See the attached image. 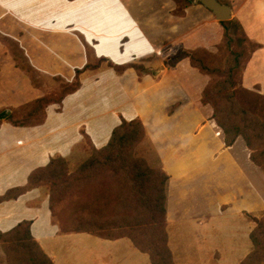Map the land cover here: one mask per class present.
<instances>
[{
    "label": "crops",
    "instance_id": "crops-1",
    "mask_svg": "<svg viewBox=\"0 0 264 264\" xmlns=\"http://www.w3.org/2000/svg\"><path fill=\"white\" fill-rule=\"evenodd\" d=\"M218 1L232 8L233 19L257 45L242 71L241 85L257 88L264 96V0ZM175 7L174 0H0V34L13 38L29 65L44 76L72 80L76 69L88 63L90 45L94 57L117 63L132 56L151 58L145 65L156 70L155 50L163 43L194 31V42L211 45L223 32L203 5H187L181 17L171 14ZM125 38L122 53L119 47ZM22 69L0 38V111H7L5 117L45 93ZM128 70L124 78L104 66L83 72L81 88L64 98L60 112L50 105L39 124L16 127L3 120L0 196L26 185L29 174L51 158L85 159L82 129L92 145L101 148L120 123L119 115L126 120L139 117L159 166L169 176L166 221L175 264H241L251 250L254 218L264 213V190L251 175L256 166L244 140L238 137L226 146L210 116L202 117L187 104L168 113L174 103L186 99L178 86L166 90L161 84L154 89L147 81L148 87L142 86L135 97L132 83L136 75ZM105 75L110 79L108 85L123 90L127 97V105L109 110L107 126L104 103L92 113L83 108L88 89L106 88ZM149 86L155 99L149 98ZM149 105L152 112L146 121L144 111L149 112ZM164 106L168 107L166 113ZM25 220L31 221L33 237L54 264H151L149 256L126 237L109 240L61 231L49 210V193L44 187L0 203L1 232ZM0 264H8L1 247Z\"/></svg>",
    "mask_w": 264,
    "mask_h": 264
},
{
    "label": "trees",
    "instance_id": "trees-1",
    "mask_svg": "<svg viewBox=\"0 0 264 264\" xmlns=\"http://www.w3.org/2000/svg\"><path fill=\"white\" fill-rule=\"evenodd\" d=\"M186 2L183 10L191 4V0ZM230 21L239 24L235 19ZM220 23L223 26L225 22L221 21ZM0 38L10 44L9 37H3L0 34ZM13 43L15 42L13 41ZM19 50L23 55L22 50L20 48ZM187 56H189L187 53H182L179 59ZM16 58L18 60H15L19 62V58ZM23 58L27 62L24 55ZM99 59L100 63L96 66L87 63L82 69H76L74 83L69 86L65 85L66 92L57 100L45 95L34 100L26 112L12 111L5 117L7 111H0V125L3 120L16 127L43 122L48 106L53 104L61 106L66 96L80 89L79 77L83 72L96 70L102 62L106 61V58ZM238 66L240 65L237 63L235 67ZM27 67V69L23 67L26 73L39 74L28 62ZM129 67H134V65L131 64L124 70ZM233 73V70L228 71L225 79L215 87L216 96L225 99V103L233 101V98L229 100L227 95L230 91L228 89L235 85ZM241 76L240 69V84ZM33 85L38 87L35 83ZM202 100L203 102L206 100V93L202 95ZM236 106L228 107L227 112L233 118L239 116V113L234 111ZM212 119L223 132L226 146H231L238 137H242L247 148L252 151L251 162L255 165L264 163V149L258 156L256 154L258 148H255L254 145L255 141L264 143V115L261 120L244 118L227 122L215 108ZM147 140L148 135L140 119L126 120L122 118L120 123L113 128L106 145L101 148L93 146L89 157L79 164L72 178L64 182V187L71 193L78 196L88 191L89 196L85 201L77 204L72 229L63 232H84L109 240L126 237L135 248L149 256L151 264H175L168 246L166 221L169 176L161 167L153 168L144 156L138 154V147ZM103 170H105V174L108 173V184L100 179ZM66 171L67 161L65 158L60 156L51 158L45 166L36 168L29 174L26 185L10 188L1 195L0 203L17 199L27 191L41 187L43 184L37 183L41 174H48L54 180H59L67 173ZM54 185L51 183L49 192V210L53 217L59 201L57 191L52 188ZM254 221L256 225L250 233L253 249L241 264H258L264 258V244L260 236V233L264 235V223L256 219ZM123 225L127 231L116 233L117 229ZM30 227L31 221L25 220L7 232L0 231V246L6 255L7 263L54 264L33 237ZM102 231L107 232L103 233Z\"/></svg>",
    "mask_w": 264,
    "mask_h": 264
},
{
    "label": "rangeland",
    "instance_id": "rangeland-1",
    "mask_svg": "<svg viewBox=\"0 0 264 264\" xmlns=\"http://www.w3.org/2000/svg\"><path fill=\"white\" fill-rule=\"evenodd\" d=\"M186 1L187 0H174L176 7L171 10V14L178 17L183 16L185 12L183 8L187 3ZM192 3L193 0H191V4ZM14 21L16 22L17 20L15 19ZM218 22L219 24H221L220 21ZM223 22L226 23H224L223 26L221 25L223 32L221 33L217 41L211 45H209L208 43L194 42L192 38L194 34L197 33L194 31L191 32L192 35H187L186 37H181L180 39H174V41L165 42L160 45L155 50L157 62L156 70H151L145 65V63L151 60V58L138 59L135 56H132V58H128L127 61H124L122 63H117L112 59H108L107 57H101L106 58V61L102 62L99 68H101V66H104L106 67L108 72L114 71L117 75H121L122 78H124V75L128 69V71H132L136 75L132 83V93L135 95V97L138 96L137 92H139V90L140 92H142L143 87H148V85L145 84L147 81L154 87V89L157 86H161V84V88L166 90H168V88L170 87L178 86L186 93V99L174 103L168 113H173V111L180 105L187 104L188 109H191V111L196 112L202 117L204 115L210 116L211 119L214 113V109L216 108V110L219 112V115L227 122H231L233 120L238 121L244 118H258L261 120L262 116L264 115V96L259 93L257 88L246 89L239 82L240 69L241 71H243L247 60L249 59L253 50L256 49L257 45L246 37L239 24L230 20ZM1 36L6 37L2 34ZM9 39L11 40L10 44H7V42L5 43L8 45L15 59H17L16 57L19 58V65L22 68L24 67L25 69H27L28 60L26 62L23 58V55L19 50V44L11 37H9ZM13 41L15 43H13ZM124 41H126V38L123 39L122 44L119 47V50L122 53L124 51ZM182 53H187L189 56L179 59V56H181ZM92 54L93 47L90 45L88 63H90L91 66H96L100 63V59L94 57ZM237 63L240 66L236 68L235 65ZM131 64H133L134 67H129L128 69L124 70L125 67ZM232 70L234 72L233 78L235 81V85L232 86V88L228 89L230 91L227 90L228 99L231 100L230 98H233V101H230L232 102L230 104V102L225 103V99L216 96L215 87L225 79V76L228 71ZM28 76L30 77L32 84L35 83L38 85L37 88H42L45 90L43 96L47 95L53 100H57L58 98H60V96L63 95L67 90L65 85H71L76 79V77L74 76L72 80L66 81L61 76H44L42 74L36 73H28ZM80 77L79 80L81 82ZM105 77L107 78V82L105 83L106 88L98 89L96 91L88 89V93L84 95L85 102L83 103V108L89 109V113H92L95 110L98 111V109H102L104 103L106 111L105 125L107 126L110 123L111 117V115L109 114V110L111 108H114V106L122 107L127 105V97L125 96L123 90H120L114 85L109 86L108 84L110 83V79L108 80L107 75H105ZM128 82L130 83L129 80ZM150 89L151 88L149 86V98L153 99L154 95H152V93L150 94ZM180 89L174 92H180ZM128 93L129 92H127V94ZM156 93H160L161 95H168L171 93V91L168 93L156 91ZM204 93H206V100L203 102L202 95ZM32 103H34V101L27 103L28 106L23 105L21 106V108L14 109L12 111L26 112L31 107ZM98 103H101V105ZM129 103H134L133 97L129 98ZM53 105L57 106L55 107V111L60 112L62 110L63 104L61 106H58L57 104ZM231 105H237L234 108V111L236 113H239L238 117L233 118L228 114V107ZM163 110L166 113L168 111V107L164 106ZM12 111H10L8 115H10ZM144 112H146L144 115L147 116L146 121H148L152 112L151 106L149 105V112ZM128 115H131V113L128 112ZM119 116L120 119L123 118L122 115ZM136 118L140 119L144 124V121L141 118ZM81 134L84 136L83 147L86 153L88 154L86 158H88L92 152L93 145L91 143V139L87 136L83 129L81 130ZM254 145L255 148H258V152L256 154L259 156L261 151L264 149V143H259L255 141ZM137 151L139 155H142L147 159L148 163L153 168L160 167L158 163V158L153 152L149 139L142 143L138 147ZM249 152L251 154L252 151L249 149ZM85 159H82L79 162H76L75 160L68 161L66 159L67 173L59 180H54L48 174H41L39 175L37 181L38 184H43L41 187H44L48 193L50 192L51 183L55 184L54 187L52 186V188L57 191L56 193L59 201L57 202V207L54 213V219L60 225L62 231H69L70 229H72V223L76 217L75 210L77 204L85 201L86 198L89 196L88 191L84 192L82 195L80 194L77 196L64 187V182L72 178L76 168ZM255 166L256 168L254 171H251V175L257 186L264 190V163ZM105 170L102 171L100 179L105 184H108V173L105 174ZM263 216L264 213L258 216L257 218H254V220H260L264 223ZM123 231H127V228H125L124 225L123 227L118 228L116 233H122ZM102 232L104 233L107 231ZM260 236L264 244V235L260 233ZM0 247L3 250L2 246ZM249 249H251L250 251H252L253 247L250 246ZM258 264H264V258Z\"/></svg>",
    "mask_w": 264,
    "mask_h": 264
},
{
    "label": "water",
    "instance_id": "water-1",
    "mask_svg": "<svg viewBox=\"0 0 264 264\" xmlns=\"http://www.w3.org/2000/svg\"><path fill=\"white\" fill-rule=\"evenodd\" d=\"M193 4L203 5L212 12L217 21L221 22L233 19L232 8L229 5L220 3L218 0H193Z\"/></svg>",
    "mask_w": 264,
    "mask_h": 264
}]
</instances>
